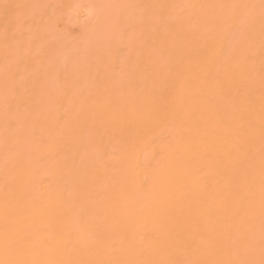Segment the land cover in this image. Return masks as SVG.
I'll return each mask as SVG.
<instances>
[{"label": "bare ground", "instance_id": "1", "mask_svg": "<svg viewBox=\"0 0 264 264\" xmlns=\"http://www.w3.org/2000/svg\"><path fill=\"white\" fill-rule=\"evenodd\" d=\"M0 264H264V0H0Z\"/></svg>", "mask_w": 264, "mask_h": 264}]
</instances>
